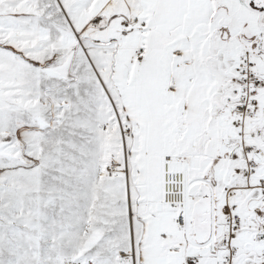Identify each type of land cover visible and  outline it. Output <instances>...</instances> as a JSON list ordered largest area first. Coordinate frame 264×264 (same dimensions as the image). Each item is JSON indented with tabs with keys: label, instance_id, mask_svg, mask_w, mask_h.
<instances>
[{
	"label": "snow or ice",
	"instance_id": "snow-or-ice-1",
	"mask_svg": "<svg viewBox=\"0 0 264 264\" xmlns=\"http://www.w3.org/2000/svg\"><path fill=\"white\" fill-rule=\"evenodd\" d=\"M0 264H264V0H0Z\"/></svg>",
	"mask_w": 264,
	"mask_h": 264
}]
</instances>
